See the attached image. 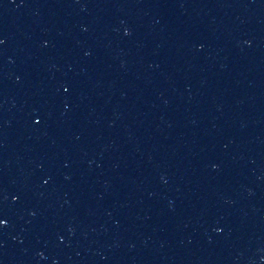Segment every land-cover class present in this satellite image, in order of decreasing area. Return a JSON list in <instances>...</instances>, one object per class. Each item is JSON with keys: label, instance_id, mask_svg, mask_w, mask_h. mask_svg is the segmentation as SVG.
<instances>
[{"label": "water", "instance_id": "obj_1", "mask_svg": "<svg viewBox=\"0 0 264 264\" xmlns=\"http://www.w3.org/2000/svg\"><path fill=\"white\" fill-rule=\"evenodd\" d=\"M0 264H264V0H0Z\"/></svg>", "mask_w": 264, "mask_h": 264}]
</instances>
